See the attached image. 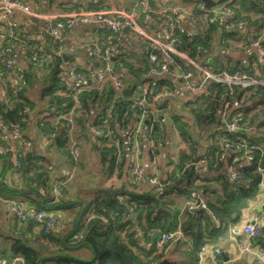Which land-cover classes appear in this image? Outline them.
<instances>
[{
  "label": "crops",
  "instance_id": "0c3cea01",
  "mask_svg": "<svg viewBox=\"0 0 264 264\" xmlns=\"http://www.w3.org/2000/svg\"><path fill=\"white\" fill-rule=\"evenodd\" d=\"M250 1L235 0L240 13L249 22L250 27L246 33H244L245 30H242V26L230 24L223 15L211 20V13L202 12L203 7L200 0H155L152 3L153 7L159 10L178 8V19L187 36H197L211 29L209 44L197 46L198 53L195 56L197 62L206 64L213 69L237 68L252 71L256 68H264V62L258 58V49L249 44L254 37H258L261 42H264V15L262 14L264 12V0H258V4L253 9L249 5ZM28 2L38 14L59 17L67 15L76 6H81L86 10H119L134 14L138 31L124 25L119 31L113 32L109 39L106 37V41L108 40L110 44L116 46L113 59L115 67L112 74L121 82L122 90H129L130 95L136 97L140 96L143 91L147 93H152L155 89L166 91L160 100V104H163L165 109L161 111L160 121L157 123L164 135V140L157 146L155 155L157 168L155 170L150 165L145 129L141 130L140 134L142 147L139 161L145 169L146 176L156 173L158 180L166 181L169 184V181L165 179L173 171H177V166L181 163L179 161L180 152L189 150V144L186 140L191 137L196 140L198 152L204 154L214 144L211 138L220 139L219 136L223 127V104L217 112L220 122L213 127L212 131L209 130V133H202L208 131V127L207 125L200 126L192 112L193 108L199 107L205 92L208 90V84L203 85L198 90L195 89L200 80L199 74L194 70L189 84H184L181 80L173 77V80H166L162 78L165 73L152 71V64L148 58L147 40L142 33L146 34L148 38L166 42L168 22L165 17L152 15L145 19L140 11L139 0H29ZM252 22H256V24L253 25ZM48 24V19L32 17L18 11H14L9 16L0 13V41L4 43V38L11 31L17 34L15 39L4 43L8 60L13 66V71L8 77L9 84L15 87L19 75L29 69H32L36 76L34 83L28 86L25 92V97L31 103L25 129L19 134L0 130V257L10 259L14 258L12 256L20 257L18 253L14 254L11 250L10 246L13 239L22 237L32 245L43 242L35 226L29 234L20 235L17 219L8 207L9 200H19L29 207L37 206L39 202L47 200L46 205L53 207L52 210L45 208L44 211L47 217L52 216L55 219L52 231L60 244L64 236L74 228L79 214L91 201L97 189L122 188L126 191L146 192L152 187L148 183L134 185L130 182L128 162L131 158V152L130 147L125 142L126 129L116 126L124 151V164L120 168V166H112L101 160L98 153L101 141L93 133L91 129L93 124L90 121L83 125L78 120L80 118L78 111L75 112L76 117H73L74 120L70 122L71 125L64 130L65 136H67L64 148L70 151L77 146L79 149L76 162H72L68 154H63L64 148H59L56 143L45 138L42 130L38 128V122L43 118H54V115H49L54 111V108L51 110L45 108L47 97L43 95L48 70L45 62L39 65L33 64L30 55L22 44V39L23 37L30 39L36 43L37 51L44 52L45 46L48 44L45 37ZM255 27H258L259 32L262 33H258ZM242 33L244 34L242 35ZM105 34L107 31L104 26L94 22L78 24L65 31L57 32L56 36L62 39V42L57 41L61 46L60 53H64L68 59L64 72L67 81H73V72L77 68L95 67L97 63L102 67L98 50L103 44L101 42ZM243 36V39H246L244 41H248L246 46L243 45L241 39ZM54 47L55 45L51 44V48ZM184 63L186 64V62ZM103 79L105 80L102 83L110 87L111 77L105 76ZM163 80L169 81L171 84L163 82ZM80 84L85 88L91 86V83L88 84L87 81ZM2 97L3 91L0 89V103ZM230 107L229 113L226 112L227 116L231 115L232 110L238 108V103L233 102ZM252 108H254L253 111L260 108L264 110V105ZM173 116H178L184 124L185 138L181 136L177 123L173 121ZM136 120L135 115L128 117L125 123L127 130L136 124ZM259 121L255 119L252 124L245 127L244 132L249 141L261 135L262 130L257 126ZM254 144L262 145L258 142H254ZM5 145H10L18 150L19 148L25 149L26 152L43 158L41 172L43 173L44 189H40L39 193L45 200L42 196H36V192L31 190V187H26L23 184L20 173L15 169V154L5 152ZM240 165L237 163V156L234 152H227L222 155L219 173L213 176L214 180L213 178L209 180V183L213 184L215 188L217 187L215 195L221 194V176L232 177L233 169L240 168ZM205 170L206 168L202 170L201 175L208 176L209 174ZM182 171L180 170V173ZM59 182L62 184L59 188L60 192H56L55 188ZM50 199L56 204H53ZM166 199L171 203V208H176L180 212V216L185 218V206L189 200L186 191L174 189L166 194ZM263 205L264 175L255 191L244 200V205L240 208L239 213L232 215L235 218L234 221H219L212 217L211 227L214 228L204 234L200 245L205 243L218 246L222 251L225 264H252L250 252L243 249L246 246H254L256 241L251 240L243 232V226L256 221L264 228V215L260 216ZM207 212L209 213V211ZM21 226L27 227V224L24 223ZM128 231L133 232V239L140 246L150 248L151 243L142 233L136 221L131 220V227ZM50 248L52 245L48 247V250ZM198 250L199 248L195 250L192 246L190 236L184 233L182 238L168 244L161 257L152 264H200L198 262ZM74 254L82 258H91V251L85 246L76 249ZM13 264L24 263L20 261ZM257 264L264 263L259 262Z\"/></svg>",
  "mask_w": 264,
  "mask_h": 264
},
{
  "label": "trees",
  "instance_id": "16d2710c",
  "mask_svg": "<svg viewBox=\"0 0 264 264\" xmlns=\"http://www.w3.org/2000/svg\"><path fill=\"white\" fill-rule=\"evenodd\" d=\"M257 1L258 0L250 1L249 5L252 9L258 4ZM230 4L235 11V16L232 19L227 18L226 21L239 27L240 25L238 23L244 22V33H246L250 27L248 20L240 13L235 0H231ZM262 14L264 15V12H262ZM251 24L254 25L256 22H252ZM255 30H257L258 33H262L259 32L260 29L258 30V27H255ZM244 33H242V35ZM111 34L113 33L107 31L104 38L111 36ZM210 34L211 29L197 36H187L185 33L178 34L179 42L176 47L196 60L195 56L198 53L197 46H204L207 43L209 44L211 40ZM16 35L17 34L12 32V36L8 35L4 38V43L15 39ZM247 35L249 37V32ZM45 37L48 44L45 46L44 52L37 51L38 48L36 43L27 38L29 42L28 47H32L33 45L36 46V49L34 48L32 52L36 54L38 61L34 62L31 60L33 64L39 65L42 64V62L46 63L48 77L47 83L45 82L46 87L43 89V95L47 97L45 108H50L48 110L54 108V111L49 113V115H54V118H43L38 122V128L42 130L43 134H53L50 140L56 143L59 148L63 149L67 142V136H65L66 132L64 130L71 125V123L65 119L66 115L65 117H59L68 113L72 104L71 96L68 94L64 84V82L67 81L64 77L66 68L64 63H67L68 59L64 53H57V51L61 49V46L57 43L58 40L50 35L49 30ZM243 38L244 36L241 38L243 43H248V41H244L246 39ZM24 39L26 38L23 37L22 43ZM4 43L2 42L4 55L7 57ZM51 44H53V46L55 45V47L51 48ZM262 44H264V42H262ZM47 53H51L53 56L47 59L44 57V54ZM28 54L31 57L29 52ZM112 59H114V57H112ZM174 59L184 65V60L177 56H175ZM151 64L153 66L152 62ZM32 66L33 65L31 64V67ZM87 67L81 69L77 68L74 72L86 73ZM90 67L98 70L102 68L99 63H97L95 67ZM114 67L113 64V70ZM208 68L210 70L224 69ZM227 69L237 70V68ZM11 70L13 71V66ZM249 72H258V76L264 79V68H256V70ZM35 77L32 69H29L19 75L18 83L15 87H12L8 83L7 89L9 93L15 89L17 96L12 98V101L8 104L4 105L0 103V121L9 128L18 125L22 130L25 129L31 108V103L25 97V92L27 87L34 83ZM104 80L105 79L102 81L104 82ZM163 82L171 84L166 80H163ZM109 83L110 87L103 83L101 84H103L104 87L103 85L86 87L80 93L82 104L76 111H78V114L80 115L78 120L83 123V125L88 124L90 121L93 125H100V127H102L103 123L99 120V117L107 115V111L110 110L112 121L108 122V126L117 134L120 143L122 144V140L116 131V126L127 130L125 123L127 122L128 117L130 115H135L137 119V112L135 110H128L125 108L128 103L127 99L131 97L136 98V96H131L129 90H122L123 87L120 89L119 94H117L111 85V81ZM206 84H208V90L203 96V101L198 108L192 109L195 120L200 126L207 125L208 127V131L202 133H209V130L212 131L213 127L219 124L220 118L217 117V112L222 104L225 106L226 102H228L226 109V112L228 113L231 109L230 105L233 102L238 103V108L232 110L230 112L231 115H228V117H232L237 113H241L243 116V126H241L240 130L231 133L226 132V138L234 139L237 134H241L249 141L244 132L245 127L252 124L255 119L260 120L257 126L262 130L261 135L249 142L261 143L263 154L255 152L254 162L247 163L241 160L237 162L241 164L240 168L242 169L243 174V178L239 181L238 186H233V178L231 176H221V194L215 195L217 187L215 188L213 184L209 183V180H211V178L214 180L213 176L219 173L222 157H220V155L222 151H224L218 144V141L223 137L222 130L219 136L220 139L216 140L217 144H213L204 154L198 152V143L191 137L186 140L189 144V150L180 152L179 161L181 163L178 164L177 171H173L165 179L169 181V184L167 182V185L162 192L156 193L153 191L152 187L146 192L126 191L122 188L97 189L91 201L79 214L77 218L78 221H76L74 228L70 233H67L64 236V239L60 244L54 236L52 228L45 230L38 228L33 221L26 222L27 227H22L21 224L24 223H20L17 220L19 224H17V226L20 228L18 230L20 235L25 233L29 234L31 230H34L35 226L43 243L32 245L26 239L18 237L13 239L10 246L13 253H18L24 264H152L161 257L163 252V250L159 249L156 244L161 233L174 230L177 226H180L183 234L186 233L190 236L192 246L197 250L202 242L204 234L208 230L214 228L211 227L212 217L219 221H234L235 218H233L232 215L234 213H239L240 208L244 205V200L250 197L260 181V174L256 171V164L259 155L261 156V166L264 167V110L260 108L257 111H253L254 108H252L258 105H264V86H259L256 89L250 87H234V95L233 98H231L227 86L214 82H207L204 85ZM148 94L152 95L153 93ZM158 108L162 110L165 109L163 104H159ZM73 117H76L75 114ZM158 121H160L159 118ZM173 121L177 123L181 136L185 138L183 133L185 127L184 124L180 121L178 116H173ZM159 128L160 127L155 124L153 126V132L158 134ZM8 131H10V129ZM212 139L215 138L213 137ZM98 140L101 141V145L98 147V153L101 160L112 166H120L121 168L124 164L123 144L122 155L116 160L113 155L114 149L111 148V146H108V140L99 137ZM63 150V154H68L69 159L71 160L70 151H67L65 148ZM225 151V153L232 152ZM18 152L21 156H17L14 153L15 161H19L21 166L19 168L15 166V169L20 173V176L23 179V184L26 187H31V190L36 192V196H42L39 191L40 189H44L43 173L41 172L43 158L34 155L33 153L26 152V150L22 148H19ZM7 153L9 154V152ZM204 157L207 159L204 168H206L205 171L208 172V176L205 174L201 175V173L196 174L193 166L185 168L180 173L183 164L190 161L201 160ZM174 189H184L188 194V198L192 189L199 190L200 195H203L204 204L206 205L207 210L204 208L196 209L193 212L185 210V218H182L180 212L176 208L172 209L171 203L166 199V194ZM42 198L44 197L42 196ZM51 202L53 203V201ZM46 203L47 200L41 203L39 202L37 205L38 207H31L35 209L45 210V208H47V210H52L53 206H47ZM207 211H209V213ZM131 220L136 221V224L142 233L147 240H149V243H151L150 248L147 249L146 247L140 246L139 243L133 239V232L128 231L131 227ZM263 240L264 228L263 236L256 239V241L260 243L261 246H264V242H262ZM168 244L170 243L167 242L164 245L168 246ZM50 245H52V248L48 250ZM82 246H85L91 251V258H82L74 254L76 249ZM1 258L10 259L3 256Z\"/></svg>",
  "mask_w": 264,
  "mask_h": 264
},
{
  "label": "built area",
  "instance_id": "2783aa9c",
  "mask_svg": "<svg viewBox=\"0 0 264 264\" xmlns=\"http://www.w3.org/2000/svg\"><path fill=\"white\" fill-rule=\"evenodd\" d=\"M29 0H0V13L4 15H10L14 11L22 12L32 17L48 19V29L50 35H52L56 40L62 42V39L57 37V32L65 31L72 28L75 25L83 23H100L104 28L113 33L119 31L124 25L132 28L135 31H138V26L136 24L134 14H129L123 11L115 10H86L81 6H76L74 10L69 12L63 17L56 15H46L36 13L32 7ZM153 1L155 0H139L140 11L144 15V18L147 19L150 16H163L167 19L168 22V35L166 42H159L158 40L148 38L146 34L142 33L147 40V46L150 48L149 51V60L153 63L152 71L157 73H167L171 75L174 79L181 80L184 84H189L194 70L199 74L200 80L196 90L200 89L207 82L219 83L227 86L229 88V95L233 98L234 87L240 88H253L256 89L259 86H264V79L258 76L257 72H249L244 70H229V69H219V70H210L205 64L197 62L193 57H190L186 52L177 49V43L179 42L178 34L185 33L178 19V8H162L157 9L153 7ZM204 13H211V20L216 19L217 16L223 15L227 19H232L235 16V11L232 9L230 1L222 3L214 8L209 10L203 9ZM242 26V30H245L244 22L238 23ZM242 31V32H243ZM12 36V32L9 34ZM101 43L102 46L99 47L98 56L100 58V63L102 68L100 70L87 67L86 73L82 72H73V81L64 82L65 87L68 91V94L71 96L72 104L69 108L68 113L59 116L65 117L69 122L73 121V115L76 110L81 106L80 93L85 89L80 83H85L87 80H91V86H102V79L105 76L111 77V85L114 91L119 94L122 84L119 79L114 78L113 73V59L114 51L116 49L115 44H110L106 38H104ZM109 39V36L107 37ZM24 48L31 54V60L36 62L38 58L36 54L32 52L36 46L28 47L27 38L23 40ZM248 43H243L247 45ZM249 44L255 46L258 49V58L261 61H264V44H262L259 38H252ZM61 49L57 51L60 54ZM53 55L51 53L44 54V57L51 58ZM177 56L180 59L184 60L186 64L177 62L174 57ZM67 65V63H64ZM12 64L8 58L4 55V48L2 41H0V89L3 91V97L1 104H8L12 101V98L17 96L16 90L13 89L9 93L7 86L9 83V74L11 73ZM100 86V87H101ZM153 93V94H152ZM149 95L146 91H143L140 96L136 98H128L125 108L128 110H135L137 113L136 124L130 129L126 130L125 133V142L130 147L131 158L128 162V169L130 172V182L134 185L148 183L153 187V191L156 193L162 192L164 187L167 185V182L158 180L157 174L154 173L150 176L145 175V169L142 163L139 161L141 155V139L140 134L141 130L145 129V140L146 146L149 152L150 165L154 168H157V159L156 149L159 143L164 140V135L159 128V133L155 134L153 132V126L157 124L158 118L160 119V114L162 109H159L161 98L166 94L165 90L155 89ZM150 104V105H149ZM228 102L225 103L222 113V133L223 137L218 141L222 151L220 157L227 151H232L237 156V162L245 161L247 163L254 162L255 152L263 154L262 146L250 143L247 138L241 134H237L234 139L226 138V132H237L243 126V116L241 113H237L232 117L226 115ZM99 120L102 121L103 126L100 125H91L93 133L102 139L108 140V146L114 149V157L118 160L122 155V144L117 136V134L108 126V122L112 121V114L110 110L107 111V115L100 116ZM0 130H9L13 133L19 134L23 130L20 126L15 125L9 128L2 121H0ZM53 134L46 133L44 137L51 139ZM5 152H13L17 156L19 150L10 145L4 146ZM79 149L78 147H73L70 150L71 161L76 162L78 158ZM261 156L259 155L256 164V171L260 174V181L264 175V167L260 163ZM207 162L206 158H203L200 161L196 162H187L183 164L182 170L189 166H193V169L196 174H199L204 169V166ZM15 166L19 168L21 166L20 162L15 161ZM68 177H70L68 175ZM233 186H238L239 181L243 178L242 169L235 168L232 171ZM259 181V182H260ZM61 183L59 182L56 185L55 191L60 192ZM9 209L12 214L16 217L18 222L26 223L33 221L36 223V226L41 229H51L55 224V219L47 217L43 209H35L29 207L19 200H9ZM204 208L206 206L200 195L199 190L192 189L189 193V200L185 206V209L188 212H193L196 209ZM264 215V205L261 210L260 216ZM263 226L256 222L252 221L243 226V232L248 235L251 240H256L263 236ZM183 231L180 226H177L174 230L163 232L158 237L156 244L157 247L161 250H164L166 247L164 244L169 242L172 243L183 237ZM244 251H249L251 254L252 264H257L259 262L264 263V246H261L259 243H256L254 246H246ZM21 257H14L12 259H4L0 257V264H13L15 262H20ZM198 262L200 264H225V259L221 249L215 245L202 244L198 250Z\"/></svg>",
  "mask_w": 264,
  "mask_h": 264
},
{
  "label": "water",
  "instance_id": "95a60500",
  "mask_svg": "<svg viewBox=\"0 0 264 264\" xmlns=\"http://www.w3.org/2000/svg\"><path fill=\"white\" fill-rule=\"evenodd\" d=\"M200 1L202 3L203 9L209 10V9H211V8L221 4V3H224V2H227V1H230V0H200ZM162 78H164L166 80H171L172 76L167 74V73H165V75ZM87 83L90 84L91 80H87Z\"/></svg>",
  "mask_w": 264,
  "mask_h": 264
},
{
  "label": "clouds",
  "instance_id": "9594fccd",
  "mask_svg": "<svg viewBox=\"0 0 264 264\" xmlns=\"http://www.w3.org/2000/svg\"><path fill=\"white\" fill-rule=\"evenodd\" d=\"M230 1H231V0H230ZM227 2H228V1H227ZM224 3H225V2H224ZM221 4H222V3H221ZM219 5H220V4H219ZM217 6H218V5H217ZM215 7H216V6H215ZM213 8H214V7H213ZM205 10H206V9H205ZM244 71H245V70H244ZM211 141H212L215 145L217 144V141H216L215 139H212V138H211ZM204 158H206V157H204ZM202 159H203V158H202ZM202 159H201V160H202ZM197 161H200V160H197ZM190 162H196V161H190ZM254 241H256V240H254ZM256 243H258V242L256 241L255 244H256ZM259 244H260V243H259ZM260 245H261V244H260Z\"/></svg>",
  "mask_w": 264,
  "mask_h": 264
},
{
  "label": "rangeland",
  "instance_id": "374dc122",
  "mask_svg": "<svg viewBox=\"0 0 264 264\" xmlns=\"http://www.w3.org/2000/svg\"><path fill=\"white\" fill-rule=\"evenodd\" d=\"M142 16H143V14H142Z\"/></svg>",
  "mask_w": 264,
  "mask_h": 264
}]
</instances>
